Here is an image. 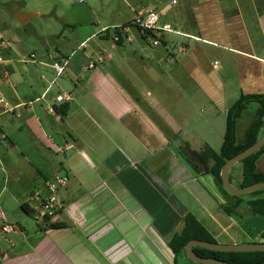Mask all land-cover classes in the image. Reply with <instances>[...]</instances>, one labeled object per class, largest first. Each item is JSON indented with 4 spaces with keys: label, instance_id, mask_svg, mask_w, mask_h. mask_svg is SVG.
Segmentation results:
<instances>
[{
    "label": "crops",
    "instance_id": "obj_1",
    "mask_svg": "<svg viewBox=\"0 0 264 264\" xmlns=\"http://www.w3.org/2000/svg\"><path fill=\"white\" fill-rule=\"evenodd\" d=\"M173 1L125 0L131 19L111 25L113 29L132 23L139 13L155 10L161 23L180 34L165 33L156 46L140 30L133 35L136 27L130 26L127 33L131 41L123 37L117 45L124 48L130 44L141 59L111 61L117 67L125 63L130 74L125 76L116 70L112 80L100 73L87 75L80 92L57 95L66 97L62 102L51 98V83L43 88L37 78L19 74L17 62L21 61L12 56L15 50L0 43V93L13 108L9 112L0 109V130L8 136V143L0 145V189H8L6 203L19 208V220L9 219L0 209L16 226V233L7 235L0 223V264H86L88 253L92 256V252H98L103 242L100 220L85 218L82 204L71 203L63 190L59 191L62 207L58 218L46 225L35 228L25 222L28 213L22 208L26 204L33 214L34 204L29 202L33 190L46 193V181L68 173L48 152L58 156L63 150H76V146L86 159L101 161L111 169L113 177L101 191L113 195L108 206L112 212L115 209L111 221L116 227L121 221L126 226L129 219H124L121 212L133 219L141 217L138 226L143 233L147 237L153 232L159 235L168 249L172 236L182 230L185 215L191 213L217 243L264 242V217L250 204L264 198V193L241 198L226 195L212 175L199 174L185 157V147L220 151L228 110L242 95L264 94V0ZM41 64L49 67L47 62ZM79 67L76 61L68 68L77 74ZM158 94L167 98V105L160 101L152 104L151 97ZM256 108L251 104L240 119L239 139L250 126ZM76 114L80 116V133L69 125ZM59 124L69 139L59 132ZM117 138L123 140V148ZM257 171L264 173V154L257 162ZM242 178L243 167L238 164L231 180L237 185ZM118 213L124 218L120 219ZM145 213L149 215L147 220ZM53 223L65 224L62 229L72 232L79 228L83 233L78 255L71 256V242L59 243L68 236L61 233V228H51ZM111 232L117 233V242L120 236L128 241L136 236L131 227ZM142 244L138 241V248Z\"/></svg>",
    "mask_w": 264,
    "mask_h": 264
},
{
    "label": "rangeland",
    "instance_id": "obj_2",
    "mask_svg": "<svg viewBox=\"0 0 264 264\" xmlns=\"http://www.w3.org/2000/svg\"><path fill=\"white\" fill-rule=\"evenodd\" d=\"M124 1L0 0V35L3 38L0 43H4L16 51V54L15 51L14 53L12 52V56L21 61V63L17 62L19 74L23 73L34 79L37 78L38 84L43 88L49 86L56 78V71L51 67L55 60H60V58L65 56V58H70V64L72 63V65L77 61V64H80L76 71L77 74L67 68L58 77L56 83L52 85L50 96L51 98H56L58 94L80 92L84 87L83 81H85L87 75L100 73L108 75L110 80H112L111 75L116 74V70H119L125 76L128 73L130 74L128 72L130 68L125 63L122 67H117L116 63L114 66L111 63L113 58H118L119 60L141 59L140 55L134 54V47L130 44L125 45L124 48H120L117 45L118 42L114 40L115 30L110 27L113 24H118V22L125 24L131 19V13L125 10ZM19 11L25 14H34L35 16L21 24L16 18V13ZM105 26H109V30L106 32L102 31ZM133 29V35H136L138 29ZM58 54L61 55L57 57ZM101 58H103L102 61H100ZM106 58L108 60L103 63ZM41 62L49 63V67L43 66ZM90 63H94L95 67L88 69ZM156 68L158 70V67ZM159 95L151 97L152 104L157 101L166 104L167 98L164 96L159 98ZM140 102V105L144 106L143 99H140ZM84 117H82V120H84ZM79 124L80 116L76 114L69 121V125L80 133ZM243 128L244 126L241 127L242 131L244 130ZM58 130L62 136L69 139V135L62 124L58 125ZM169 134L170 136L173 135L171 132ZM86 138L88 140L87 134ZM117 142L121 148L124 147L122 139L117 138ZM77 147L73 151L63 150L58 156L52 152L48 153L57 157L68 172V175L64 174L67 179V185L60 190L67 193V198L71 203L82 204V213L85 218L88 220H100L98 226L100 229L99 235L102 236L104 243H100L99 247L96 246L99 250L96 253L92 252V256L88 253L89 257L86 264H173V252L170 248L165 249V245L163 247V244L159 241L160 236H155L153 232L150 235L151 237H147V234L145 235L142 228L138 226L140 225L138 220L141 217L135 216L137 219H133L131 216L127 217L125 212H121L120 215L124 214L125 218L118 213L120 219L129 218L128 222L126 221V226L124 221L120 222L119 227L113 224L111 220L115 217V209L112 212L111 207L108 206L113 195L105 189L101 191L104 184L108 187V182L113 177L111 169L101 161L86 159ZM65 189H67V192L64 191ZM1 190L0 209L7 212L9 219L14 217L19 220V208L14 204H7L5 201L8 189L4 192H1ZM29 202L34 204L32 200ZM113 203L115 204V202ZM136 215H138V210ZM144 216L146 220L149 218L147 213ZM57 218L55 217L52 220H57ZM47 221L49 220L35 218L34 213L27 214L25 220V222L30 223L35 228L43 224L46 225ZM113 227L121 231L122 229L125 230L126 227L134 228V231H136L135 239L129 238L130 241H128V238L125 239L124 236H120L122 238L117 242V233L111 232L114 230ZM60 231L68 236V238L66 237L68 240L63 241L65 238L60 240L58 238L59 243L61 242V244L65 245L67 242H71L70 245H74L71 256L78 255V243H80L83 233L81 234L79 228H73L74 232L65 229ZM53 235H55L54 232ZM140 240L143 244L138 248L137 244ZM90 248L95 250L92 246ZM133 248L139 251L133 252ZM187 262H190L189 259H187Z\"/></svg>",
    "mask_w": 264,
    "mask_h": 264
},
{
    "label": "trees",
    "instance_id": "obj_3",
    "mask_svg": "<svg viewBox=\"0 0 264 264\" xmlns=\"http://www.w3.org/2000/svg\"><path fill=\"white\" fill-rule=\"evenodd\" d=\"M131 25V23H129ZM128 24V25H129ZM120 43V42H119ZM251 104H256L257 108L254 112V118L246 130L242 139L238 136V124L243 115L249 110ZM66 115L67 107L63 108ZM264 127V94H249L242 95L239 100L227 112V124L224 135L223 145L220 152H216L211 148L204 149L203 151H193L185 147L186 160L199 174H210L214 177L216 183L221 190L225 191L221 180V170L227 160L235 157L248 147L255 144L262 134ZM264 154V147L250 157L243 160L240 164L243 167L242 181L237 184L238 187H246L255 183L264 182V173L257 171V162ZM264 193V190L257 191L253 195ZM232 196V195H231ZM236 198H241L233 196ZM251 206L253 211L264 217V198L252 201ZM23 210L30 214L31 211L27 209V205H22ZM228 213L232 210L227 209ZM184 226L182 230L176 232L168 246L174 254L173 264H193L187 262L185 247L191 240H201L211 243H217L213 236L207 229L193 216L191 213L185 215ZM51 228H65V224L53 223ZM264 238V233H263ZM194 251L197 255L204 258H216L224 260L230 264H264V252H215L202 247H195Z\"/></svg>",
    "mask_w": 264,
    "mask_h": 264
},
{
    "label": "built area",
    "instance_id": "obj_4",
    "mask_svg": "<svg viewBox=\"0 0 264 264\" xmlns=\"http://www.w3.org/2000/svg\"><path fill=\"white\" fill-rule=\"evenodd\" d=\"M173 3H177L176 0ZM130 26L136 27L140 30L146 37L147 41L152 45H159L161 43V37L165 33H176L171 25L163 24L160 21V14L155 10H147L139 13L132 21L131 25H124L114 28V40L115 42H121L123 37H126L128 41H131V37L128 35L127 31ZM109 28H103L102 31H108ZM84 44V43H83ZM85 45V44H84ZM103 58L100 59L102 61ZM3 62V58L0 55V63ZM70 66V58L62 57L60 60H55L51 67L56 71V78L51 82L52 86L56 83L58 77H60ZM95 67L94 63H90L88 69ZM87 69V68H86ZM66 99L64 95H59L57 97V102H62ZM0 109L4 112L12 111L9 101L6 97L0 93ZM8 143V136L6 132L0 130V145H6ZM67 185V179L64 175H55L51 179L45 182L46 193L42 192L40 189L36 188L31 194V200L34 202L33 213L35 218L44 219L51 221L56 217L58 211L62 207L60 199L58 197V192L61 188ZM0 223L3 233L9 235L16 233V226L10 224L5 217V214L0 211Z\"/></svg>",
    "mask_w": 264,
    "mask_h": 264
},
{
    "label": "water",
    "instance_id": "obj_5",
    "mask_svg": "<svg viewBox=\"0 0 264 264\" xmlns=\"http://www.w3.org/2000/svg\"><path fill=\"white\" fill-rule=\"evenodd\" d=\"M34 14H18L16 15L17 20L24 24L30 18H32ZM262 147H264V127L262 129V134L259 140L253 144L252 146L248 147L235 157L229 159L224 164L221 170V180L223 188L226 192H228L232 196H245L257 191L264 190V182L255 183L246 187H238L235 185L231 180V172L233 168L240 164L243 160L250 157L251 155L258 152ZM195 247H202L206 248L211 251L215 252H223V253H230V252H264V242L262 243H245L241 245H234V244H220V243H211L207 241L201 240H191L185 247L186 257L189 259L193 264H230L227 261L219 260L216 258H204L200 257L194 251Z\"/></svg>",
    "mask_w": 264,
    "mask_h": 264
}]
</instances>
